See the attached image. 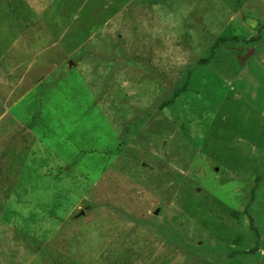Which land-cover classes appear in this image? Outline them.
Listing matches in <instances>:
<instances>
[{"label":"rangeland","instance_id":"rangeland-1","mask_svg":"<svg viewBox=\"0 0 264 264\" xmlns=\"http://www.w3.org/2000/svg\"><path fill=\"white\" fill-rule=\"evenodd\" d=\"M0 264H264V0H0Z\"/></svg>","mask_w":264,"mask_h":264},{"label":"crops","instance_id":"crops-1","mask_svg":"<svg viewBox=\"0 0 264 264\" xmlns=\"http://www.w3.org/2000/svg\"><path fill=\"white\" fill-rule=\"evenodd\" d=\"M242 8H244V4L241 6V8H240V10L242 9ZM239 10V11H240ZM109 25V24H108ZM110 27V26H109ZM262 36V35H261ZM261 36L259 37V38H261ZM252 40H254V39H252ZM144 46H146V44L144 45ZM156 47V46H155ZM148 52V51H147Z\"/></svg>","mask_w":264,"mask_h":264},{"label":"water","instance_id":"water-1","mask_svg":"<svg viewBox=\"0 0 264 264\" xmlns=\"http://www.w3.org/2000/svg\"><path fill=\"white\" fill-rule=\"evenodd\" d=\"M84 213V212H83Z\"/></svg>","mask_w":264,"mask_h":264}]
</instances>
